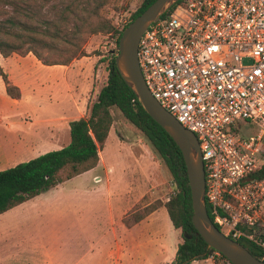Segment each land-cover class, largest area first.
Wrapping results in <instances>:
<instances>
[{
	"label": "built area",
	"instance_id": "built-area-1",
	"mask_svg": "<svg viewBox=\"0 0 264 264\" xmlns=\"http://www.w3.org/2000/svg\"><path fill=\"white\" fill-rule=\"evenodd\" d=\"M138 60L151 94L198 137L212 221L264 259V0H183L145 30Z\"/></svg>",
	"mask_w": 264,
	"mask_h": 264
},
{
	"label": "rangeland",
	"instance_id": "rangeland-1",
	"mask_svg": "<svg viewBox=\"0 0 264 264\" xmlns=\"http://www.w3.org/2000/svg\"><path fill=\"white\" fill-rule=\"evenodd\" d=\"M35 1L30 8L38 13L37 17L44 20L55 17L57 9L70 0ZM141 3L142 0H110L106 15L120 31ZM3 7L13 11L11 5L2 1L0 8ZM118 35V32L94 34L85 44L89 55L71 62V90L77 96L83 94L84 98L80 100H83L81 109L85 116L90 114L92 104L107 82L108 52L115 51L116 55ZM45 55H48V52H45ZM57 56L53 53V58ZM57 70L54 69L53 73H57ZM77 72L81 73L79 82V75L75 74ZM6 106L7 104L0 100V113ZM113 114L115 121L101 151L102 162L93 172L66 181L58 191L64 196L61 199L63 205L61 208H55L57 211L51 214L49 223L56 224L60 219L66 224L70 222V236L75 239V243L64 246L58 233H41L46 241L47 235L54 238L53 248L50 247L49 264H114L115 258L110 255L113 219L120 223L121 217L134 202L132 209L128 211L129 220L133 221L134 214L145 213V208L150 203L162 205L171 193H175V184L168 168L146 136L128 122L118 109H113ZM24 122L18 121L17 124L10 125V121L5 119L0 122V129L20 128L26 123ZM257 130L258 127L254 125L249 132ZM94 176L101 179L96 181ZM108 185L111 190V202L108 200ZM18 209L19 207H15L0 215V264H16L15 259L19 251L25 247L29 250L30 241L36 238L31 227L34 224L41 225L38 220L33 223L29 218L27 225L21 224L16 215ZM119 239L125 241L122 264H147L156 258L163 259L161 264H173L183 235L181 230L173 226L166 208L161 207L151 219L141 223L131 233L120 231ZM146 239L156 242V248L142 247L141 243L147 241ZM220 256L214 252L208 259L195 260L192 264H220ZM221 262L225 263L223 260Z\"/></svg>",
	"mask_w": 264,
	"mask_h": 264
},
{
	"label": "trees",
	"instance_id": "trees-1",
	"mask_svg": "<svg viewBox=\"0 0 264 264\" xmlns=\"http://www.w3.org/2000/svg\"><path fill=\"white\" fill-rule=\"evenodd\" d=\"M2 1L11 5L13 11L10 12L6 7L0 8V16L6 15L0 18L1 55L8 57L14 53H33L45 65H69L73 60L89 55L85 44L94 34L118 32L119 43L124 28L155 0H142L120 31L106 15L110 0H70L63 3L60 9L55 6V17L44 20L37 17L38 13L30 8L35 0ZM182 2L178 0L162 17ZM45 52L50 55H45ZM53 53L58 56L53 58ZM108 55L107 82L92 104L90 114L70 121V143L0 170V215L45 190L95 168L115 121L113 109H118L128 122L146 136L161 156L176 188L164 204L150 203L145 213L134 214L133 221L129 220L127 213L123 218L124 224L131 227L160 206H165L173 226L181 230L183 235L173 264H192L195 260L208 259L218 250L208 247L193 223L192 194L183 153L124 81L115 64V53L110 50ZM0 76L8 96L20 99L21 88L10 79L1 65ZM258 173L264 174V165ZM239 242L252 254L263 259V252L257 245L243 240ZM228 260L221 253L219 263L226 264Z\"/></svg>",
	"mask_w": 264,
	"mask_h": 264
},
{
	"label": "crops",
	"instance_id": "crops-1",
	"mask_svg": "<svg viewBox=\"0 0 264 264\" xmlns=\"http://www.w3.org/2000/svg\"><path fill=\"white\" fill-rule=\"evenodd\" d=\"M0 65L10 79L22 90L20 99L11 98L8 96L5 83L0 76V100L7 104V109L5 108L0 113V122H4L5 119L10 121V125L17 124L18 121L26 122L20 128L0 129V168L14 166L45 152L68 145L71 140L70 121L85 116L82 114L81 109L83 100H80L84 98L83 94L77 96L71 90L73 63L70 65H45L33 53L27 55L14 53L8 57L0 54ZM54 69H58L57 73H53ZM75 74L79 75V82L81 73L77 72ZM101 162L102 159L99 164ZM97 166L81 175L93 172ZM94 177L96 181L101 179L99 176ZM62 184L45 190L16 206L20 209L16 211V215L20 218L21 224L27 225L29 219L33 223L36 220L41 222V225L34 224L31 227V231L36 234V238L30 241L29 250L25 247L19 251L18 257L15 259L16 264H49L48 258L51 256L54 238L47 235L46 241L40 235L41 233L49 234L51 231L58 233L64 246H71V243H75V239L70 236V222L66 224L64 220L60 219L56 224L49 223L51 214L57 211L55 208H61L63 205L61 199L64 196L61 194L62 192H58ZM107 189L109 190L108 200L110 201L112 196L109 185ZM133 205L134 202L121 217L120 223H117L114 219L111 223L113 241L110 247V255L115 258L114 264H122L125 252L123 243L125 241L119 239V232L128 231L131 233L141 223L151 219L161 207H165L160 206L140 222L128 227L124 224L123 218L132 209ZM146 240L142 241V247L155 249L158 245L154 241ZM162 260L156 258L155 261H148L147 264H161L163 263Z\"/></svg>",
	"mask_w": 264,
	"mask_h": 264
},
{
	"label": "water",
	"instance_id": "water-1",
	"mask_svg": "<svg viewBox=\"0 0 264 264\" xmlns=\"http://www.w3.org/2000/svg\"><path fill=\"white\" fill-rule=\"evenodd\" d=\"M177 1L155 0L124 28L119 39L115 64L146 111L169 133L182 151L191 187L194 209L192 220L208 247L223 253L233 264H264L263 259L252 254L241 242L223 233L212 221L206 205V171L198 137L156 100L149 91L140 68L138 47L141 36Z\"/></svg>",
	"mask_w": 264,
	"mask_h": 264
}]
</instances>
